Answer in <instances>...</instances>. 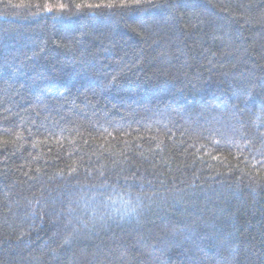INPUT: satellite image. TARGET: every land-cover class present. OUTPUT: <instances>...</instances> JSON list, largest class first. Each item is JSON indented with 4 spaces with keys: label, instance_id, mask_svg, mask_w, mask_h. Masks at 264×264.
<instances>
[{
    "label": "trees",
    "instance_id": "obj_1",
    "mask_svg": "<svg viewBox=\"0 0 264 264\" xmlns=\"http://www.w3.org/2000/svg\"><path fill=\"white\" fill-rule=\"evenodd\" d=\"M261 137L264 0H0V264H264Z\"/></svg>",
    "mask_w": 264,
    "mask_h": 264
},
{
    "label": "snow or ice",
    "instance_id": "obj_2",
    "mask_svg": "<svg viewBox=\"0 0 264 264\" xmlns=\"http://www.w3.org/2000/svg\"><path fill=\"white\" fill-rule=\"evenodd\" d=\"M232 107H233V108H235L236 106H235V105H233ZM261 139H262V140H264V137H261Z\"/></svg>",
    "mask_w": 264,
    "mask_h": 264
}]
</instances>
